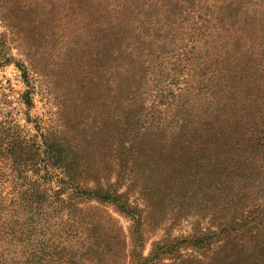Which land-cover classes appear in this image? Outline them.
I'll return each instance as SVG.
<instances>
[{
	"label": "rangeland",
	"instance_id": "374dc122",
	"mask_svg": "<svg viewBox=\"0 0 264 264\" xmlns=\"http://www.w3.org/2000/svg\"><path fill=\"white\" fill-rule=\"evenodd\" d=\"M0 121V264H264V0H0Z\"/></svg>",
	"mask_w": 264,
	"mask_h": 264
},
{
	"label": "trees",
	"instance_id": "16d2710c",
	"mask_svg": "<svg viewBox=\"0 0 264 264\" xmlns=\"http://www.w3.org/2000/svg\"><path fill=\"white\" fill-rule=\"evenodd\" d=\"M27 72V71H26ZM8 124L6 122L0 121V144L1 145H10L11 151L9 152V155L11 158H13V155H15V149L14 146L17 143V138L14 134H11L10 136L6 133L5 129H7ZM25 193L29 196L27 200L25 201L28 203L29 206L35 205V191H32L30 187H28L25 190ZM20 206H23V204H19Z\"/></svg>",
	"mask_w": 264,
	"mask_h": 264
}]
</instances>
